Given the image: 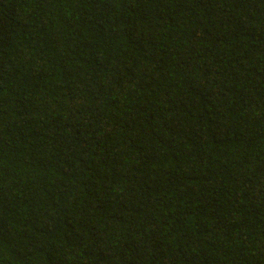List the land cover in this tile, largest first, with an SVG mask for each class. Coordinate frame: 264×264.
I'll return each instance as SVG.
<instances>
[{
  "label": "trees",
  "instance_id": "obj_1",
  "mask_svg": "<svg viewBox=\"0 0 264 264\" xmlns=\"http://www.w3.org/2000/svg\"><path fill=\"white\" fill-rule=\"evenodd\" d=\"M0 264H264V0H0Z\"/></svg>",
  "mask_w": 264,
  "mask_h": 264
}]
</instances>
